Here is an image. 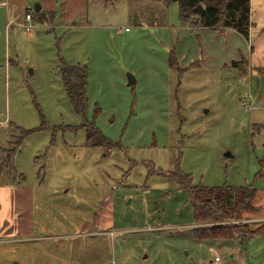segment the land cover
<instances>
[{
  "label": "rangeland",
  "instance_id": "rangeland-1",
  "mask_svg": "<svg viewBox=\"0 0 264 264\" xmlns=\"http://www.w3.org/2000/svg\"><path fill=\"white\" fill-rule=\"evenodd\" d=\"M26 3L34 15L39 0ZM262 12L264 0H251V22ZM83 17L34 18L27 32L0 0V146L15 125L37 129L14 154L16 177L0 166V186L34 188L32 213L22 205L9 224L24 214L19 227L31 228L0 233V264H264V233L243 244L194 237L211 221L195 222L180 177L254 186L259 209L241 221L264 222V72L223 61L230 27L182 26L174 1L87 0ZM63 64L86 67L83 115ZM85 122L112 144H86Z\"/></svg>",
  "mask_w": 264,
  "mask_h": 264
},
{
  "label": "trees",
  "instance_id": "trees-1",
  "mask_svg": "<svg viewBox=\"0 0 264 264\" xmlns=\"http://www.w3.org/2000/svg\"><path fill=\"white\" fill-rule=\"evenodd\" d=\"M109 1V0H106ZM177 2L178 17L182 26L199 24L202 27H230L236 30L245 38L249 34L250 26V0H167ZM201 4L203 9L197 13L194 7ZM27 12V11H26ZM46 13L41 9L32 15L40 22L46 21ZM239 60H231L229 66L236 67ZM61 80L76 113L83 115L86 108V67L83 65H66L60 68ZM85 127V143L88 145L112 144L101 131L93 124L83 123ZM19 135L9 141L8 147L0 146L1 165L8 166L9 173L14 179L16 170L12 166V159L22 139L29 133L36 131V128H21ZM188 188L193 207L195 222L209 220L206 224L193 228V235L198 240L238 238L243 244L248 239L264 233V222H259L256 227L250 223L241 221L242 216L247 213L258 211V206L253 203L255 187L252 185H215L207 186L192 184L187 176L180 174ZM213 222V223H212Z\"/></svg>",
  "mask_w": 264,
  "mask_h": 264
},
{
  "label": "crops",
  "instance_id": "crops-1",
  "mask_svg": "<svg viewBox=\"0 0 264 264\" xmlns=\"http://www.w3.org/2000/svg\"><path fill=\"white\" fill-rule=\"evenodd\" d=\"M26 2L27 0H8L9 13H13L16 16L15 22L19 25H22V13L29 11ZM39 2V9H41L42 13H46V17H48L46 18V21L50 20L49 17H51L57 22L55 23L60 26H68L69 24L72 25L75 23L80 24V22H83L84 20L86 21V17L84 18L83 14L87 10V0H39ZM226 29L227 30L224 32L225 36H227L229 40L230 37L233 36V43L236 42V44L231 45L230 43L225 42V46L223 47V49L225 50L223 52V61L229 59V57H235L237 59L244 57L252 68L257 70L258 72H264V13L262 12L260 19L258 20V22L256 20L255 24L250 20L249 34L247 38H245L244 36L243 38L240 33H237V31L232 28ZM237 35L241 36L245 41L246 51L244 53L242 52V49L239 47L238 41L236 40ZM241 37H239V39ZM250 41H252V44H250ZM224 64L226 65L227 63ZM4 194L6 195V197H4ZM2 202H5L7 206L14 209V211L10 213V216L8 218L5 216L7 210L5 209L4 211H1ZM0 203V233L7 232L10 228L13 231H18L20 230V228H31L19 227L20 222L24 219V214L22 215L23 219H21L20 217L17 221L18 227H10L9 224L10 222L16 223L14 216L16 214V211L20 210V207L22 205H24L22 208L26 209V211H29V214L32 213L34 204L33 187L14 184L0 186ZM98 228L95 227L97 231L92 230L87 233L90 234V236H94L100 233V229ZM82 234L85 233L80 231L75 232L73 235L78 236Z\"/></svg>",
  "mask_w": 264,
  "mask_h": 264
},
{
  "label": "built area",
  "instance_id": "built-area-1",
  "mask_svg": "<svg viewBox=\"0 0 264 264\" xmlns=\"http://www.w3.org/2000/svg\"><path fill=\"white\" fill-rule=\"evenodd\" d=\"M32 21V13L30 11L24 12L22 26L25 28L26 31H30L32 29ZM214 260L216 262L221 261L218 256H215Z\"/></svg>",
  "mask_w": 264,
  "mask_h": 264
},
{
  "label": "water",
  "instance_id": "water-1",
  "mask_svg": "<svg viewBox=\"0 0 264 264\" xmlns=\"http://www.w3.org/2000/svg\"><path fill=\"white\" fill-rule=\"evenodd\" d=\"M40 8V5L39 3H36L35 7H34V10L35 11H38ZM203 7L201 4H198L197 6L194 7V10L199 14L201 13ZM135 82V79L134 77L131 75V74H127V84L130 85V84H133Z\"/></svg>",
  "mask_w": 264,
  "mask_h": 264
}]
</instances>
